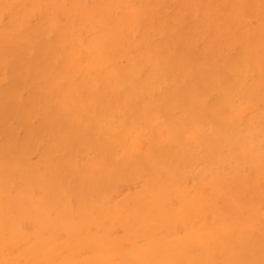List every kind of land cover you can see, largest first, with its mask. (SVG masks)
Here are the masks:
<instances>
[{"label": "rangeland", "instance_id": "1", "mask_svg": "<svg viewBox=\"0 0 264 264\" xmlns=\"http://www.w3.org/2000/svg\"><path fill=\"white\" fill-rule=\"evenodd\" d=\"M205 51L216 62L200 70L195 60ZM229 65L234 76L224 89L233 135L225 132L212 151L204 149L202 134L213 126L200 121V146L188 140L192 161L186 157L189 165L169 176L179 146L165 138L224 98L223 82L218 97L203 92L200 80L221 77ZM115 107L129 110L128 121L141 134L150 129L144 120L155 115L150 133L158 131L167 145L155 153L156 176L134 163L103 177L107 171L99 167L126 155L121 148L104 152L127 119ZM263 116L264 0H0V264H157L161 248L179 252L209 229L254 232L263 250L254 264H264V169L256 171L248 153L241 162L229 156L238 142L259 143L264 154ZM142 140L145 150L148 138ZM81 169L88 175H81L85 191L78 193ZM155 177L163 194H150ZM242 185L250 192L240 194Z\"/></svg>", "mask_w": 264, "mask_h": 264}, {"label": "bare ground", "instance_id": "2", "mask_svg": "<svg viewBox=\"0 0 264 264\" xmlns=\"http://www.w3.org/2000/svg\"><path fill=\"white\" fill-rule=\"evenodd\" d=\"M240 3V2H239ZM241 4V3H240ZM237 6V5H236ZM233 7V6H232ZM231 9V8H230ZM238 10V9H237ZM235 12V11H234ZM244 18V17H243ZM29 22V21H28ZM112 26V25H111ZM117 29H118V27H117ZM230 32V31H229ZM212 33H215V36H216V38L218 37V34L220 33L219 32V30L218 29H213V32ZM107 34H109V33H107ZM110 35V34H109ZM108 35V36H109ZM220 38V37H219ZM173 39V38H172ZM180 39V38H179ZM95 40V39H94ZM97 40V39H96ZM95 40V41H96ZM99 40V39H98ZM174 40L175 39H173V43H174ZM179 41V40H178ZM219 41V40H218ZM7 42V41H6ZM224 43V42H223ZM98 44V43H97ZM112 44V43H111ZM172 44V43H171ZM177 45H179V44H177ZM183 45V44H182ZM186 46V45H185ZM219 46V45H218ZM222 47V46H221ZM73 50V49H72ZM178 51V50H177ZM176 51V52H177ZM209 51V50H208ZM204 52L205 54H203V56L201 57L200 56V59H198V60H195V62L197 63V66H198V68H200V70H202V67L203 66H205V63H206V70H208V65H212L213 63H215L216 62V55H213V56H210V52ZM211 51H212V49H211ZM149 52V51H148ZM175 52V51H174ZM215 54H216V52H215ZM218 54H219V52H218ZM175 55H176V53H175ZM209 55V56H208ZM212 55V54H211ZM68 56V55H67ZM186 56H187V54H186ZM69 57V56H68ZM178 56H176L175 58L176 59H178L177 58ZM195 58V57H194ZM215 58V59H214ZM180 60H182V58H181V56H180V58H179ZM193 59V58H192ZM57 60V59H56ZM77 60V59H76ZM92 60V59H91ZM200 60H202L201 62H197V61H200ZM232 61V60H231ZM7 62V61H6ZM105 62H106V60H105ZM178 62V61H177ZM192 62H193V60H192ZM205 62V63H204ZM237 62H239V61H237ZM179 63V62H178ZM177 63V64H178ZM251 63V62H250ZM90 64V63H89ZM99 64H102V63H99ZM107 64V63H106ZM157 64V63H156ZM181 64H182V62H181ZM230 64V63H229ZM232 64H234V63H232ZM155 65V64H154ZM154 65H152V66H154ZM218 65V64H217ZM216 65V66H217ZM256 65H257V62L256 61H252V63H251V65H249L252 69H256ZM77 66H79V65H77ZM98 66V65H97ZM159 67V66H158ZM184 67V66H183ZM218 67H220L219 65H218ZM233 67V66H232ZM154 68V67H153ZM153 68H151V70H154ZM160 68H162V67H160ZM178 68H180V65H179V67ZM197 68V67H196ZM217 68V67H216ZM175 69V68H174ZM185 69H186V67H185ZM230 69L232 70V68L230 67V65H229V67H228V70L227 71H225V72H222V71H220V72H222L221 73V77H218V75H217V77H216V75L213 77V80H211L210 79V77L209 76H207L205 79L203 78L202 80H200V79H197L198 80V82H199V80L201 81V83H202V88L201 89H203V92L204 91H208V90H212V91H214V92H216V93H218L217 94V96L219 97L220 95V92H219V87H220V82H223L224 83V86L222 87L223 89L224 88H227L228 89V84H230V79H231V76H234V75H231V71H230ZM237 69V68H236ZM91 70V69H90ZM160 70V69H159ZM176 70V69H175ZM174 70V71H175ZM242 70V69H241ZM240 70V71H241ZM33 71V70H32ZM79 71V70H78ZM89 71V70H88ZM161 71V70H160ZM188 71V70H187ZM211 71V70H210ZM233 71H234V69H233ZM237 71H239V70H237ZM33 72H35V71H33ZM90 73V72H89ZM178 73V72H177ZM183 73V72H182ZM187 73V72H186ZM212 73V72H211ZM154 74V73H153ZM188 74V73H187ZM213 74V73H212ZM212 74L210 75V76H212ZM32 75H34V73L32 74ZM32 75H31V77H32ZM90 75V74H89ZM156 75V74H155ZM179 75V74H178ZM243 75H245V74H243ZM73 76V75H72ZM75 76V75H74ZM136 76V75H135ZM164 76V75H163ZM173 76V75H172ZM176 76V75H175ZM180 77H181V75H179ZM183 76V75H182ZM230 76V77H229ZM93 77V76H92ZM91 77V78H92ZM138 77V76H137ZM157 77V76H156ZM136 78V77H135ZM154 78V77H153ZM177 78H179V77H177ZM202 78V77H201ZM241 78V77H240ZM161 79V78H160ZM181 79H183L182 77H181ZM236 79V78H235ZM238 79V78H237ZM23 80V79H22ZM49 80L51 81L52 79L51 78H49ZM162 80V79H161ZM243 80V79H242ZM49 81V82H50ZM99 81V80H98ZM155 81H156V79H155ZM159 81V83H160V80H158ZM46 83L48 82V81H45ZM175 82V81H174ZM177 82H178V79H177ZM182 82H183V80H182ZM181 82V83H182ZM207 82V83H206ZM208 82H210V83H208ZM127 83V82H126ZM125 83V84H126ZM149 83V82H148ZM200 83V82H199ZM222 83V84H223ZM231 83H234V80L232 79V82ZM243 83V82H242ZM91 84V83H90ZM123 84H124V82H123ZM152 84V83H151ZM127 85V84H126ZM150 85V84H149ZM240 85V84H239ZM244 85V84H243ZM87 86V85H86ZM121 86V85H120ZM180 86H181V84H180ZM231 86H233V84L231 85ZM237 85H235V87H236ZM131 87V86H130ZM240 87V86H239ZM23 88V87H22ZM21 88V89H22ZM117 88V87H116ZM163 88V87H162ZM183 88V87H182ZM241 88V87H240ZM195 89H197V88H195ZM194 89V90H195ZM231 89V88H230ZM141 90V89H140ZM158 90H159V88H158ZM225 90V89H224ZM109 91H111V90H109ZM160 91V90H159ZM221 91V94H224V98H222L221 100H219V102L217 103V105L215 106V105H213V106H215L214 108H208L209 109V112H208V110H207V112H204L202 115H201V113H200V115L198 114V116H196V115H193L192 116V119L191 118H189V120H187L186 119V121H183L181 124H180V126H179V128H178V130H177V127L175 126V125H173V126H175V127H173V128H175L174 129V131L172 132V134H168V136H167V138H165V139H168L170 136V139L171 140H168L167 142H168V145H169V141H172V142H175V143H177L178 144V146H179V151H178V153H177V156L175 157L176 159H177V161L175 160L174 162L175 163H171V165H169V166H167V170L168 171H170V174H169V176L171 175V174H173L174 172H182V170L183 169H185L186 167H185V165H189V164H187V160H186V157H188V154L189 155H191V152L189 151V148H188V140L189 139H193V140H195L196 142H197V138L196 137H198L199 138V130H198V123L200 122V121H203L205 124H210L211 126H213L212 127V129H210L211 131H210V133L208 134V135H203L202 134V139H203V141H202V146L204 147V149H205V147H206V149H209L210 151H212L211 149H213L214 148V145L216 144V142L221 138V135H223V136H225V132H229V134L234 130V126H233V122L231 121V118H229V111L230 110H232L231 109V107L228 105V102L226 101V97H225V95H226V93H227V91L225 90V91H223V93H222V89L220 90ZM229 91V90H228ZM236 91H238V90H236ZM193 92H195V91H192V93L191 94H193ZM200 92V94H199V96H198V98H201V99H203V101H204V98L206 97L205 96V94L204 93H201V90L199 91ZM139 93V92H138ZM137 93V94H138ZM234 93V92H233ZM252 93H254V92H252ZM136 94V93H135ZM208 94H210L209 92H208ZM249 94H251V92L249 93ZM133 95V94H132ZM179 95H182V94H179ZM232 95V94H231ZM112 96V95H111ZM191 96V95H190ZM195 96V95H194ZM222 96V95H221ZM232 96H234V95H232ZM94 97V96H93ZM125 97V96H124ZM141 97H143V96H141ZM151 97V96H150ZM19 98V97H18ZM21 98V97H20ZM148 98V97H147ZM191 98H193L192 96H191ZM217 98V97H216ZM180 99V101H185V98H179ZM248 99V98H247ZM94 98H93V102H94ZM199 100V99H198ZM233 100H234V98H233ZM196 101V100H195ZM202 101V103L200 104L199 103V106H201L204 102ZM235 101V100H234ZM234 101H232V102H234ZM135 102V101H134ZM231 102V101H230ZM216 103V102H215ZM192 105V104H191ZM198 105V104H197ZM253 105H254V101H253ZM94 106V105H93ZM104 106V105H103ZM188 106H190L189 105V103H188ZM198 106V107H199ZM99 107H101V105L99 106ZM142 107V106H141ZM148 107V106H147ZM102 108V107H101ZM105 108V107H104ZM104 108H102V109H104ZM120 109H124L123 107H119ZM119 108L118 107H115L114 109L118 112V113H122L123 115H124V117L125 118H127L128 116V112H129V110L128 109H124L122 112H120V110H119ZM143 108V107H142ZM99 109V108H98ZM163 110V109H162ZM182 110V109H181ZM197 110V109H196ZM217 110H220V111H222L221 112V114L224 112V113H226L225 111L227 110L228 111V114L224 117V118H222L223 116H221L220 117V115H219V113H216V111ZM251 109H249V111H250ZM22 111V110H21ZM151 111V110H150ZM157 111V110H156ZM212 111H214V112H212ZM163 112H164V110H163ZM98 113V112H97ZM105 113V112H104ZM100 114V113H99ZM138 114V113H137ZM145 114V113H144ZM237 114H239V112L237 113ZM243 114H244V112H243ZM27 115H28V113H27ZM158 115V114H157ZM156 115V116H157ZM223 115V114H222ZM238 116V115H237ZM94 118H95V116H93ZM110 117V116H109ZM109 117L106 119V121H108L109 120ZM145 117V116H144ZM170 117V116H169ZM180 117V116H179ZM133 118V117H132ZM139 118V117H138ZM155 118V115H154V117L152 118V119H154ZM168 118V117H167ZM263 118H264V116H263ZM152 119H150V118H146L145 120H144V126L145 127H149L150 129H151V127L153 126V124H151L152 123ZM196 119H199V120H196ZM238 119V118H237ZM244 119V118H243ZM93 120V122H94V119H92ZM236 121V120H235ZM96 122V121H95ZM109 122V121H108ZM125 122L126 123H124V129L118 134V135H116V137H114L113 139H112V141L113 140H115V141H110L109 143H107V146H105V149H104V152H105V154H106V150H108L109 148H112V149H114V148H121V149H123L124 150V152H126V155L124 156V159H123V162L121 163H117L118 161L116 160V159H114V158H110V164H109V167L108 168H106L105 170H103V166L102 167H99V169H100V171H107V172H105V174L103 175V177L104 178H106L105 176H110L112 173H114V172H116L115 171V168H119L121 171L120 172H122V170H124V168L125 167H128V168H130V167H132V165H134V163H137V164H139V166H141V167H147L148 169H150V170H152V172H153V174H154V176H156V173L155 172H158L157 170L159 169V166H160V163H159V155L157 156L155 153L156 152H163V150H164V148H166L165 146H164V142L162 141L164 138L162 137L161 139L159 138V133H158V131H157V133H154V132H151L150 133V129H147L146 130V133L145 134H141L140 132H137L138 131V129L139 128H136V123H134L133 124V121L132 122H129L128 121V118L125 120ZM163 122V121H162ZM170 122V125L172 124L171 123V121H169ZM249 122V121H248ZM7 123H9V122H7ZM7 123L5 124V125H7ZM138 123V122H137ZM142 123V124H143ZM159 123H161V122H159ZM180 123V122H179ZM203 123V124H204ZM238 123V122H237ZM112 123H110V125H111ZM198 124V125H197ZM254 124V123H253ZM252 124V125H253ZM167 125V124H166ZM200 125L202 126V124L200 123ZM251 125V126H252ZM168 126V125H167ZM166 126V127H167ZM178 126V125H177ZM200 126V128H204V127H201ZM254 126V125H253ZM7 127H9V126H7ZM85 127V126H84ZM161 127L163 128V123H162V125H161ZM165 127V128H166ZM207 127V126H206ZM4 128H6V127H4ZM164 128V129H165ZM163 129V130H164ZM168 129V128H167ZM197 129V130H196ZM206 129V128H205ZM85 130H87V127H85ZM98 130H100V129H98ZM102 130V129H101ZM161 130V129H160ZM253 130V129H252ZM162 131V130H161ZM161 131H159V132H161ZM172 131V130H171ZM200 131H202L201 129H200ZM235 131V130H234ZM8 132V131H7ZM59 132V131H58ZM100 132V131H99ZM166 132H167V130L165 131V134H166ZM169 132V131H168ZM205 132V131H204ZM102 133V132H101ZM171 133V132H170ZM202 133V132H201ZM52 134V133H51ZM164 134V135H165ZM205 134H207L206 132H205ZM240 134V133H239ZM251 134H253V133H251ZM98 135V134H97ZM167 135V134H166ZM170 135V136H169ZM231 136L233 135L232 133L230 134ZM100 136V135H99ZM99 136L97 137V138H99ZM162 136V135H161ZM229 135H227V137H228ZM254 136V135H253ZM7 137V136H6ZM264 137V136H263ZM17 138V137H16ZM142 138H148V144H147V147H146V149L145 150H143V147H142V145H143V140H142ZM61 139V138H60ZM126 139H128L130 142H127V141H125ZM185 139H187V141H185ZM201 139V140H202ZM246 139V138H245ZM260 140H261V138H259ZM264 139V138H263ZM262 139V140H263ZM98 140V139H97ZM159 141H161V143H160V145H159ZM165 141V140H164ZM184 141L186 142L185 143V145H184ZM264 141V140H263ZM166 142V141H165ZM199 142H200V140H199ZM222 142V141H221ZM198 143V142H197ZM145 144V143H144ZM195 144V142H193V145ZM224 144V143H223ZM261 144V143H260ZM166 145V144H165ZM173 145H176V144H173ZM192 145V144H191ZM217 145V144H216ZM219 145V144H218ZM225 145V144H224ZM223 145V146H224ZM238 145L239 146H237L238 147V149H234L232 152H231V154H229V156H233V155H235L236 157H237V159L236 160H239L240 162L242 161V159L245 157V154H247V155H249L248 157L250 158V161L253 163V167H254V169L256 170V171H260V169H264V154L263 153H261V150H259L258 149V146H259V143H258V145H257V147L256 146H253L252 145V143H247V142H238ZM262 145V144H261ZM167 146V145H166ZM197 146H200V144L198 143L197 144ZM226 146V145H225ZM15 147V146H14ZM216 147V146H215ZM169 148V147H168ZM218 148V147H217ZM221 148H223L222 147V144H221ZM221 148H219L220 150H222ZM260 148V147H259ZM111 149V150H112ZM192 149V148H191ZM261 149V148H260ZM157 150H159V151H157ZM197 150V149H196ZM195 150V151H196ZM218 150V149H217ZM119 151V150H118ZM117 151V152H118ZM165 151H166V149H165ZM195 151H193V152H195ZM200 151V150H199ZM204 151V150H203ZM215 151V150H214ZM226 151V150H225ZM104 152H103V154H104ZM167 152V151H166ZM215 153H217V152H215ZM221 153V152H220ZM226 153H228V150H227V152ZM225 153V154H226ZM89 154V153H88ZM205 154H206V152H205ZM218 154H219V152H218ZM123 155V154H122ZM169 155V154H168ZM261 155V156H260ZM18 156V155H17ZM99 155H96V157H98ZM213 156V152H211L210 153V157H212ZM219 156V155H218ZM228 156V157H229ZM165 157V156H164ZM169 157V156H168ZM195 157V156H194ZM220 157V156H219ZM227 158V155L226 156H224V158ZM171 158H172V156H171ZM171 158H168V159H171ZM188 158H190V157H188ZM187 158V159H188ZM214 158H217V156H215V157H213V159ZM225 158V159H226ZM63 159V158H62ZM174 159V158H173ZM191 159V158H190ZM189 159V160H190ZM217 159H219L220 160V162H219V164L220 165H222V158L220 159V158H217ZM8 160V159H7ZM15 160H16V158H15ZM19 160H21V158L19 159ZM164 160V159H163ZM208 160H211V159H207V161ZM74 161L76 162V160L74 159ZM173 161V160H172ZM190 161H192V159L190 160ZM50 162H51V164H53L52 162H54L55 163V161H53V159L51 160V161H49V165H50ZM78 162V161H77ZM108 162V163H109ZM226 162V161H225ZM7 163V162H6ZM107 163V162H106ZM108 163H107V165H108ZM189 163H191V162H189ZM212 163V162H211ZM218 163V162H217ZM217 163H215L214 164V166L216 167V165L218 166V164ZM73 164V163H72ZM101 164V163H100ZM99 164V165H100ZM118 164V165H117ZM193 164V163H192ZM6 165V164H5ZM95 165V164H94ZM127 165V166H126ZM209 165L210 164H208V169H209ZM219 165V166H220ZM73 166H74V164H73ZM163 166V165H162ZM210 166H213V165H210ZM75 167V166H74ZM78 167V166H77ZM106 167V166H105ZM165 167V166H164ZM163 167V168H164ZM185 167V168H184ZM193 167V166H192ZM192 167L190 166V168L192 169ZM217 168V167H216ZM221 168V167H220ZM54 169V168H53ZM102 169V170H101ZM73 170V169H72ZM75 170H76V167H75ZM82 170V169H81ZM129 170V173H132V174H134L133 172L135 171V170H131V169H128ZM211 170V169H210ZM5 171V170H4ZM66 171V170H65ZM67 171H70V170H67ZM66 171V172H67ZM83 171V170H82ZM186 171V170H185ZM65 172V173H66ZM255 172V171H254ZM75 173V172H74ZM78 174H79V176H78V178H79V180L77 179L76 180V184H77V189H78V193H80V192H82V191H85V189L83 188V186H82V182H80V177H81V179H82V176L81 175H83L84 177H87V173H86V171L84 170L83 172H80V171H78L77 172ZM108 173V174H107ZM116 173H118V172H116ZM176 173V174H177ZM87 174V175H86ZM60 174L59 173H57V175H55V176H58V178L56 177V179L58 180H60V176L62 175L63 176V174H61L60 176H59ZM69 175V174H68ZM113 175V174H112ZM130 175V174H129ZM198 175V174H197ZM254 175H255V173H254ZM253 175V176H254ZM49 176V175H48ZM200 175H198V177H199ZM204 176V175H203ZM214 176V175H213ZM256 176V175H255ZM201 177H202V174H201ZM51 178V177H50ZM49 178V179H50ZM77 178V177H76ZM89 178H90V176H89ZM162 178V177H161ZM206 178V177H205ZM217 179V178H216ZM216 179H214V181L216 180ZM51 180V182L54 180V177L53 178H51L50 179ZM68 180V179H67ZM200 180V179H199ZM203 180V179H202ZM211 180V179H210ZM47 181H48V179H47ZM82 181V180H81ZM204 181V180H203ZM202 181V182H203ZM213 181V182H214ZM217 181V180H216ZM67 182V181H66ZM104 182V181H103ZM210 182V181H209ZM212 182V181H211ZM168 183V182H167ZM48 184H50V181H49V183ZM59 185H60V187L61 188H66V183L62 180V182L61 183H58ZM239 185V184H238ZM243 186V185H242ZM51 187H52V185H51ZM149 187V186H148ZM150 187H152L151 189H150V194H163V185L161 184V181L158 179V178H154V180L152 181V184H151V186ZM199 188H200V186H198ZM197 187V188H198ZM208 188H210L209 186H207ZM238 187H240V185L239 186H237V188ZM54 187H52V188H49V187H47V189L46 190H52ZM198 188V189H199ZM205 188V187H204ZM242 190H239V191H241L240 192V194H247L248 192H250V191H248L249 190V186H246V185H244L242 188H241ZM237 190V189H236ZM250 190H252V188H250ZM63 191V190H62ZM206 191V190H205ZM248 191V192H247ZM56 192V191H55ZM151 192H153V193H151ZM212 192H213V190H212ZM237 192V191H236ZM45 193H47V192H45ZM220 193V192H219ZM54 194V193H53ZM65 195H66V193H64ZM215 194H218V193H215V192H213V193H211L210 195H215ZM79 195V194H78ZM64 196V195H63ZM209 196V195H208ZM213 197L214 196H209V198H212L211 200H213ZM152 198V197H151ZM61 201H64V200H61ZM60 201V202H61ZM16 202H15V205H13L14 207L13 208H15V206H16ZM66 205V207L68 208L69 206H67V204H65ZM71 205V204H70ZM64 208V207H63ZM65 209V208H64ZM69 209V208H68ZM48 212V211H47ZM43 213H44V210H43ZM49 213V212H48ZM47 214V213H46ZM44 215H45V213H44ZM48 216H49V214H47ZM20 225V224H19ZM225 226V225H224ZM226 227H218V226H216V228H214V229H225ZM251 227L250 226H248V225H243V224H241L240 225V229H250ZM222 231V230H221ZM22 232V231H21ZM217 232H219V230H213V229H209V230H207V231H204V232H202L201 234H200V237H193L192 238V240H191V242H189L188 243V245H187V247H185V248H183V249H181L179 252H174V251H172V250H170L168 247H164V248H161V250H162V252H161V250H160V252H161V254H154L155 256H162L163 258H162V260L161 261H158V262H160V263H162V264H254L255 262H257L260 258V255H261V253L263 252V250H262V248H260V246H259V244H258V241L256 240V238H254V235H255V233L253 232V234H252V236H250L249 234L250 233H248V235L249 236H245L244 234H245V232L244 233H242V234H236V233H231V232H227L226 234H222V233H217ZM257 234V233H256ZM45 241V240H44ZM176 246V245H175ZM175 246H174V248H175ZM178 247V246H177ZM175 248V250L176 249H178V248ZM158 253H159V251H158ZM35 255H37L36 254V252H35ZM154 256H151L150 258L152 259ZM31 258V257H30ZM35 258H36V256H35ZM41 259V258H40ZM224 259V261H222ZM37 260V259H36ZM156 261V260H155ZM153 262H154V259H153ZM158 262H157V264H158ZM236 262V263H235ZM154 264H155V262H154Z\"/></svg>", "mask_w": 264, "mask_h": 264}]
</instances>
